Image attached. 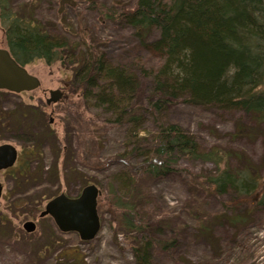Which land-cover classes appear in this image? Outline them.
Returning a JSON list of instances; mask_svg holds the SVG:
<instances>
[{
	"label": "rangeland",
	"instance_id": "obj_1",
	"mask_svg": "<svg viewBox=\"0 0 264 264\" xmlns=\"http://www.w3.org/2000/svg\"><path fill=\"white\" fill-rule=\"evenodd\" d=\"M92 2L97 4L96 8H91ZM134 3L135 0H10L11 10L21 17L29 13L53 35L78 43L85 31L101 41L99 49L114 64L123 65L144 51L129 28L102 16L99 8L116 11L130 8ZM155 38L156 33L149 36L151 41ZM0 48L8 49L1 18ZM27 70L42 86L35 92L20 95L0 91V145H14L19 156L24 148L28 152L37 149L40 153L35 151L30 171L33 178L28 181L21 183L14 172H0L4 186L0 201V264H136L134 241L140 236L120 226V214H114L116 200L110 188L113 183L118 188L117 196H122L128 190L119 183L124 188L130 186L129 176L133 171L122 161L114 160L128 150L126 128L100 123L105 118L103 111L84 103L82 93L72 85L71 68L37 61ZM52 90L63 91L67 98L49 106L47 99ZM152 94V84L142 80L138 104L147 106ZM83 118L92 125L88 132L95 135L94 139L89 138L86 124L81 123ZM162 124L179 125L196 140L202 153L219 148L222 154L225 151L251 158L255 171L264 181V124L257 123L251 115L178 101L169 104L158 118L145 114L143 136L154 134ZM241 128L243 131L234 138ZM26 136L34 141L27 143ZM38 139L41 146L35 144ZM232 160L233 166L241 168L244 164L236 157ZM141 161L134 158L132 163L138 165ZM94 162L103 165L102 168L92 170L88 164ZM178 167L183 172L161 179L142 176L144 180L137 185L136 207L145 223L143 236L177 241L170 251L156 248L154 264H264V209L254 211L247 224L233 226L227 216L242 214L244 208L223 209L228 197L207 195L192 181L197 176L214 174L216 165L202 159H182ZM137 177L140 179L141 175ZM85 182L99 184L102 192L101 231L92 242H83L76 233L60 232L52 218L40 219L41 213L35 218L28 217L34 205L40 206L42 212L51 196L77 197L88 186ZM18 199L31 207L14 206ZM195 209L203 215L224 213L209 239L199 232L192 214ZM28 221L37 224L34 233L25 231Z\"/></svg>",
	"mask_w": 264,
	"mask_h": 264
},
{
	"label": "trees",
	"instance_id": "obj_2",
	"mask_svg": "<svg viewBox=\"0 0 264 264\" xmlns=\"http://www.w3.org/2000/svg\"><path fill=\"white\" fill-rule=\"evenodd\" d=\"M90 5L97 7L94 2ZM99 10L102 16L129 28L144 54L133 58L128 65L114 64L99 49L101 41L85 31L78 43L53 35L29 13L21 17L11 10L10 0H0L1 23L16 62L23 67L43 61L48 66L61 63L71 68L72 85L82 93L84 103L103 111L105 118L100 123L126 128L128 150L114 160L122 161L133 171L129 176L130 186L124 188L119 183L128 190L122 196H117L118 188L113 183L110 188L116 200L114 214H120V226L140 236L134 241L136 264H154L156 248L170 251L177 243L173 239L143 236L145 223L136 207L137 185L145 176L161 179L183 172L178 167L182 159H202L215 164L214 174L197 176L192 181L207 195L228 197L223 209L243 207L244 213L228 215L227 221L233 226L247 224L254 211L264 209L263 177L255 171L251 158L225 151L222 154L219 148L202 153L196 140L176 124H162L154 134L143 136V123L145 114L158 118L169 104L181 101L225 111H243L264 124V0H135L130 8L114 11L101 6ZM154 33L157 38L151 41L149 36ZM142 80L152 84L153 94L147 99V106L138 104ZM81 123L86 124L87 132L92 128L86 118ZM28 131L29 126L26 131L29 134ZM241 131L243 128L234 138ZM88 136L95 138L90 132ZM27 139L26 136L27 143L34 141ZM35 144L42 145L39 139ZM35 151L39 152L24 148L16 166L7 172L16 173L21 183L32 179L30 171ZM232 157L241 160L243 166H233ZM134 158L142 161L134 165ZM97 163L88 166L92 170L101 169L103 165ZM42 170L43 166L38 171ZM57 196H51L48 202ZM23 205L31 207L21 199L14 206ZM39 208L34 205L28 217L35 218L42 213ZM193 211L199 232L209 239L224 213L203 215L197 209Z\"/></svg>",
	"mask_w": 264,
	"mask_h": 264
},
{
	"label": "water",
	"instance_id": "obj_3",
	"mask_svg": "<svg viewBox=\"0 0 264 264\" xmlns=\"http://www.w3.org/2000/svg\"><path fill=\"white\" fill-rule=\"evenodd\" d=\"M41 86V81L30 74L27 67L18 64L9 49L0 48V91L20 95L35 92ZM49 96L47 99L49 106L67 98L61 90L49 91ZM18 156V149L14 145H0V172L12 169L17 163ZM3 191L4 187L0 182V201ZM100 195V190L94 185L84 188L75 198L62 194L46 205L40 218L50 217L60 232L76 233L83 242H92L101 230L98 213ZM24 229L31 234L36 231L37 225L34 222H27Z\"/></svg>",
	"mask_w": 264,
	"mask_h": 264
}]
</instances>
